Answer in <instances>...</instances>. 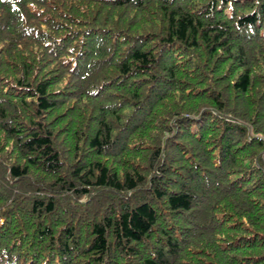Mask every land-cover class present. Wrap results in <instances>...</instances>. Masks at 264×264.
<instances>
[{
  "label": "trees",
  "instance_id": "obj_1",
  "mask_svg": "<svg viewBox=\"0 0 264 264\" xmlns=\"http://www.w3.org/2000/svg\"><path fill=\"white\" fill-rule=\"evenodd\" d=\"M0 264H264V0H0Z\"/></svg>",
  "mask_w": 264,
  "mask_h": 264
}]
</instances>
